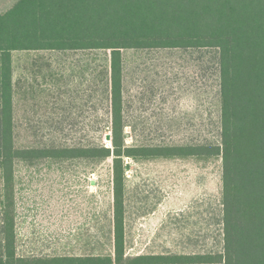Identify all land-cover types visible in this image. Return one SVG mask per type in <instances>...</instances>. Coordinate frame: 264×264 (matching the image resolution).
I'll return each mask as SVG.
<instances>
[{
    "label": "trees",
    "instance_id": "obj_1",
    "mask_svg": "<svg viewBox=\"0 0 264 264\" xmlns=\"http://www.w3.org/2000/svg\"><path fill=\"white\" fill-rule=\"evenodd\" d=\"M174 49L213 55L217 137L202 145L128 146L123 52ZM40 52L108 55L105 65L93 69L90 96L100 94L106 102V114L97 113L94 122L96 136L102 130L106 140L110 135L107 144L18 146L15 95L23 89L13 82V56ZM111 158L110 229L107 242L97 240V253L21 255L18 164L71 159L100 164ZM125 158L221 159L220 247L129 255ZM0 264H264V0H17L0 12Z\"/></svg>",
    "mask_w": 264,
    "mask_h": 264
},
{
    "label": "rangeland",
    "instance_id": "obj_2",
    "mask_svg": "<svg viewBox=\"0 0 264 264\" xmlns=\"http://www.w3.org/2000/svg\"><path fill=\"white\" fill-rule=\"evenodd\" d=\"M16 1L0 0V12ZM212 56L205 50L123 52L128 146L216 139L220 100ZM107 60L103 52L15 53L13 82L23 89L15 95L18 146L107 144V131L96 136L94 122L97 113L106 114V102L100 94L90 97L93 69ZM125 164L129 255L220 247L221 159L125 158ZM16 174L21 255L88 256L97 253V240L107 242L112 158L20 163Z\"/></svg>",
    "mask_w": 264,
    "mask_h": 264
},
{
    "label": "water",
    "instance_id": "obj_3",
    "mask_svg": "<svg viewBox=\"0 0 264 264\" xmlns=\"http://www.w3.org/2000/svg\"><path fill=\"white\" fill-rule=\"evenodd\" d=\"M107 141H110V135L107 136ZM127 169H129V166H127Z\"/></svg>",
    "mask_w": 264,
    "mask_h": 264
}]
</instances>
